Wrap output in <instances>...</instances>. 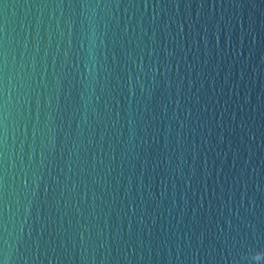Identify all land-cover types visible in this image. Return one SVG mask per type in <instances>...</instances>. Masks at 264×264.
<instances>
[{
    "label": "water",
    "instance_id": "obj_1",
    "mask_svg": "<svg viewBox=\"0 0 264 264\" xmlns=\"http://www.w3.org/2000/svg\"><path fill=\"white\" fill-rule=\"evenodd\" d=\"M0 264H264V0H0Z\"/></svg>",
    "mask_w": 264,
    "mask_h": 264
}]
</instances>
